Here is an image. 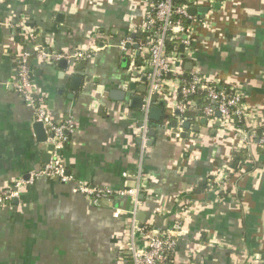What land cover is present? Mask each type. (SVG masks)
<instances>
[{
	"label": "crops",
	"instance_id": "1",
	"mask_svg": "<svg viewBox=\"0 0 264 264\" xmlns=\"http://www.w3.org/2000/svg\"><path fill=\"white\" fill-rule=\"evenodd\" d=\"M154 1L0 0V194L45 164L49 144L37 141L34 112L12 85L23 51L32 53L31 79L51 119L73 126L61 150L72 181L39 178L0 206V264H131L120 251L142 241L129 226L132 202L115 192L142 181L136 221H151L155 231L181 221L164 264H264V151L257 144L264 130V0H215L218 6L205 13L209 25L197 29L189 54L174 63L183 78L194 70L242 94L246 143L234 128L202 115L203 92L186 100L185 119L175 114L176 78L168 82L170 99L149 104H165L163 128L148 111L111 97L120 90L140 94L148 55L135 45L123 52L119 44L144 39L142 22ZM200 6L206 5L194 7ZM18 22L31 38L9 25ZM37 48L94 54L62 69L35 58ZM73 76L81 77L79 91L71 89ZM241 150L243 165L235 169L231 162ZM80 183L114 194L96 205L77 191Z\"/></svg>",
	"mask_w": 264,
	"mask_h": 264
},
{
	"label": "built area",
	"instance_id": "2",
	"mask_svg": "<svg viewBox=\"0 0 264 264\" xmlns=\"http://www.w3.org/2000/svg\"><path fill=\"white\" fill-rule=\"evenodd\" d=\"M215 0H155L151 3L149 11L142 22L141 31L146 37L138 44L131 37L121 41L119 48L126 52L131 45H138L145 50L148 57L142 67V74L146 77L147 93L144 94L142 110L146 114L150 104V98L167 101L173 87L169 85L170 80H179L176 88L182 100L178 99L175 103L176 110L184 118L186 114V98L198 92H203L205 105L201 107L202 115L212 121H218L224 127L234 128L236 122H245L247 111L244 106L243 96L236 90L227 89L218 83L209 82L192 70L186 78L181 77L176 71L174 63L182 54H189L193 45L194 36L199 27L208 26L207 16L202 19L188 14L190 6L199 4L206 5L210 9ZM10 26L19 29L28 38L33 32L22 23H9ZM168 45L173 47L168 50ZM183 46L180 52L179 46ZM91 50L76 49L71 53L49 51L37 48L35 58L47 65L58 63L65 60L67 63L76 64L89 60L93 56ZM32 53L23 51L15 59L16 79L13 87L20 94L25 104L32 108L35 121L41 122L47 135V142L52 144L53 150L50 152V159L41 168L31 170L26 177L15 180L11 187L0 194V206L18 198V196L28 189L39 178H53L59 182H70L72 176L67 173L64 165L61 150L67 139L66 131H72L71 123H56L51 119L45 99L35 91L31 79L29 61ZM219 113V118L216 117ZM185 119V118H184ZM143 144H146V134L148 131L146 117L141 125ZM241 133V140L246 143L247 136L242 133L244 130L235 129ZM258 146L264 151V130L259 134ZM141 176V175H139ZM145 186L144 181L131 188L117 191L115 194L126 195L132 202L133 208L130 212L132 218L129 223L132 235L140 236L142 244L136 246L133 242L129 243L123 250L131 259V264H164L176 245V237L181 230V221L176 222L169 230L155 231L150 229L151 221L147 224L138 225L135 213L140 204L138 201L139 192ZM77 191L88 196L94 204L98 205L102 199L110 198L114 193L108 188H98L89 184H78ZM118 216V210L114 212ZM121 254V253H120Z\"/></svg>",
	"mask_w": 264,
	"mask_h": 264
},
{
	"label": "water",
	"instance_id": "3",
	"mask_svg": "<svg viewBox=\"0 0 264 264\" xmlns=\"http://www.w3.org/2000/svg\"><path fill=\"white\" fill-rule=\"evenodd\" d=\"M190 3H191V0H190ZM214 7H217L218 4H213ZM209 10L208 7L206 6H200V7H194V6H190L188 9H187V12L189 15L191 16H194V15H197L198 18H203L204 14L207 13ZM135 48H138V45L136 44L134 46ZM180 48H183V46H180ZM59 66L62 68V69H65L66 66H67V63L65 60H61L58 62ZM81 65L79 64L77 66L78 69H81ZM86 81H89L88 78L85 79ZM81 77L80 76H73L72 77V85H71V89L74 90V91H79L80 88H81ZM142 81H143V86L140 87L139 91H140V94H137V95H131V93L129 91H113L111 93V97L115 100H122L124 101L125 103H130L132 107L134 108H137V109H141L142 108V105H143V99H144V93H146L147 91V85L144 84L146 83V77L143 76L142 77ZM130 91L131 90H135V85L134 84H131L130 87H129ZM150 102L151 103H156V97L155 96H152L150 98ZM175 114H178V110H175ZM168 114L165 113L164 109L162 108V102H160V105H151L148 109V112H147V116L150 120L156 122V123H159L158 125V128L161 127L163 128L162 126V121H163V118H166ZM216 116L219 118V113H216ZM172 127H176L177 126V120H171L170 121ZM183 128H188L189 127V122H184L182 125H181ZM32 129L35 133V136L37 138V141L40 142V143H45L47 141V135H46V132H45V129L43 127V124L41 122H37L35 121L33 124H32ZM150 136H154L155 135V130H150L149 132ZM182 136H184V134H182ZM53 150V146L52 144H48V147H47V152L44 154V162L47 163L50 159V152ZM140 214L141 212L138 213L137 215V219L138 220H142V218L140 217ZM139 226H141L140 223H138Z\"/></svg>",
	"mask_w": 264,
	"mask_h": 264
},
{
	"label": "trees",
	"instance_id": "4",
	"mask_svg": "<svg viewBox=\"0 0 264 264\" xmlns=\"http://www.w3.org/2000/svg\"><path fill=\"white\" fill-rule=\"evenodd\" d=\"M177 2L180 3V2H182V0H177ZM145 37H146V34H142V36H140L139 38L143 39ZM172 47H173V45H168V50H170ZM194 95H198V94H194ZM190 98H191V96H189L188 98H186V100H188V99L190 100ZM180 99L182 100L181 97H180ZM186 100H184V101H186ZM158 105H160V103ZM164 106H165V104L162 102V108L163 109H164ZM244 124H245L244 122H238L237 121L236 124H235V126H234V129H242V130H244L245 129V125ZM67 140L68 139H66V141L64 142V144H66L68 142ZM64 144H63V146H64ZM244 152H245L244 150H241V152L233 158V160L231 162V166L234 167L235 169H238L240 166L243 165ZM150 229H152V228H150ZM127 256H129V255L127 254Z\"/></svg>",
	"mask_w": 264,
	"mask_h": 264
}]
</instances>
